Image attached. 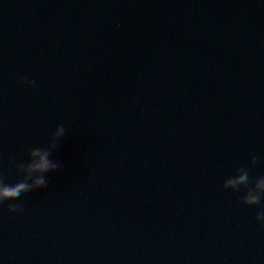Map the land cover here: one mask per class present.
I'll list each match as a JSON object with an SVG mask.
<instances>
[{"label": "water", "instance_id": "water-1", "mask_svg": "<svg viewBox=\"0 0 264 264\" xmlns=\"http://www.w3.org/2000/svg\"><path fill=\"white\" fill-rule=\"evenodd\" d=\"M61 124L48 187L0 204V264H264L223 188L264 175V0H0L5 183Z\"/></svg>", "mask_w": 264, "mask_h": 264}, {"label": "clouds", "instance_id": "clouds-1", "mask_svg": "<svg viewBox=\"0 0 264 264\" xmlns=\"http://www.w3.org/2000/svg\"><path fill=\"white\" fill-rule=\"evenodd\" d=\"M18 82L31 88L37 87L34 80L24 76L19 77ZM65 135L64 125H58L49 136L46 146H37L29 150L27 163L12 161L19 177L16 183H5V176L0 172V204L5 201L17 200L35 189L48 187L49 180L46 174L63 167L62 162L53 160L51 156ZM257 160L258 157L253 155L250 158L249 166H254ZM223 188L231 189L234 192L243 190V195L238 198L239 202L260 208L261 210L256 213L254 219L264 222V202H262L264 201V175L253 179L249 175V168L240 167L236 170L235 175L224 180ZM8 209L12 212L23 210L20 204H9ZM260 227L264 229V223H261Z\"/></svg>", "mask_w": 264, "mask_h": 264}]
</instances>
